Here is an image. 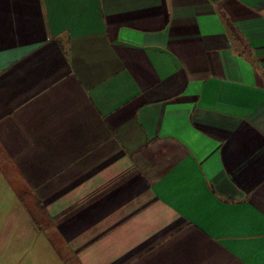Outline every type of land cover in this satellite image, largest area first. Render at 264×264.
I'll return each mask as SVG.
<instances>
[{"label":"crops","instance_id":"0c3cea01","mask_svg":"<svg viewBox=\"0 0 264 264\" xmlns=\"http://www.w3.org/2000/svg\"><path fill=\"white\" fill-rule=\"evenodd\" d=\"M0 191V264H264V0H0Z\"/></svg>","mask_w":264,"mask_h":264},{"label":"rangeland","instance_id":"374dc122","mask_svg":"<svg viewBox=\"0 0 264 264\" xmlns=\"http://www.w3.org/2000/svg\"><path fill=\"white\" fill-rule=\"evenodd\" d=\"M4 193H6V191H3ZM2 193V191H0V194ZM10 193V192H9ZM11 194V193H10ZM9 194V196L7 195V199L10 201V200H12V199H14L13 198V195L11 194L10 195ZM2 197H4V196H2ZM5 198V197H4ZM1 204H0V209L1 208H5V205H4V202H0ZM27 208H29V207H27ZM26 208V209H27ZM28 230V229H27ZM27 230L26 229H24V231H22V229H18L17 231H19V232H17V234H19L18 236H16V237H14V238H12L11 240H10V244H9V247L10 248H19V250L20 249H23V250H27V251H29V250H35V249H38L39 247H40V245H41V247H43V243H44V240L42 239V238H39V236H35V235H31V234H29L28 232H27ZM10 250H12V249H10ZM14 250V249H13ZM62 251V253H64V251H63V249H59L58 251L59 252H61ZM61 254V253H60ZM27 255V254H26ZM64 255V254H63ZM27 256H29V255H27ZM30 258V257H29Z\"/></svg>","mask_w":264,"mask_h":264},{"label":"trees","instance_id":"16d2710c","mask_svg":"<svg viewBox=\"0 0 264 264\" xmlns=\"http://www.w3.org/2000/svg\"><path fill=\"white\" fill-rule=\"evenodd\" d=\"M227 23L229 24V25H231V23H230V21L227 19Z\"/></svg>","mask_w":264,"mask_h":264}]
</instances>
